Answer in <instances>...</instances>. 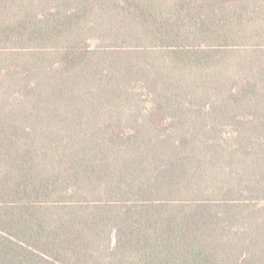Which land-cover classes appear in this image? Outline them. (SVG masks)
Masks as SVG:
<instances>
[{
    "label": "trees",
    "instance_id": "trees-1",
    "mask_svg": "<svg viewBox=\"0 0 264 264\" xmlns=\"http://www.w3.org/2000/svg\"><path fill=\"white\" fill-rule=\"evenodd\" d=\"M0 264H264V0H0Z\"/></svg>",
    "mask_w": 264,
    "mask_h": 264
},
{
    "label": "rangeland",
    "instance_id": "rangeland-1",
    "mask_svg": "<svg viewBox=\"0 0 264 264\" xmlns=\"http://www.w3.org/2000/svg\"><path fill=\"white\" fill-rule=\"evenodd\" d=\"M82 76L83 78L79 77V79H76L73 94L77 96H91V92L95 88L93 84L95 81L91 80V71H89L88 74L83 73ZM126 84L128 85L119 88L117 93L112 92L111 89L110 92L106 94H104L106 91H102L101 93L109 98H115V95H117V99L120 103L119 106H116L115 108L118 111H123L124 115L126 114L125 116L128 117L130 114H136L139 112L137 102H140L141 106H148L150 100H152L153 93L145 87V80L142 78H133ZM115 113V111H111L108 114H104V116L107 117L109 114ZM115 115H117V113Z\"/></svg>",
    "mask_w": 264,
    "mask_h": 264
}]
</instances>
